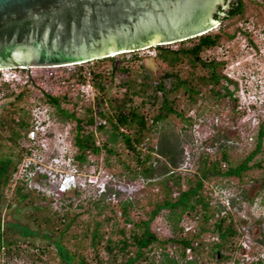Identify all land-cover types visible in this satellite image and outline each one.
Here are the masks:
<instances>
[{
    "label": "trees",
    "instance_id": "trees-1",
    "mask_svg": "<svg viewBox=\"0 0 264 264\" xmlns=\"http://www.w3.org/2000/svg\"><path fill=\"white\" fill-rule=\"evenodd\" d=\"M251 2L257 9L264 8V0ZM244 11L243 0H234L227 10L219 7L213 17L222 21L221 12L226 19L242 16ZM219 29H210L169 44L150 46L155 51V60L165 67L163 77L169 79V86L165 88L160 81L154 88L155 94L142 99L140 105L133 104V97L140 93L129 78L131 68L126 64H116L115 58L110 56L93 59L89 61V66L79 67V72L84 71L85 76L79 74L78 80L84 81L87 76L101 93L94 104L82 100L77 107L78 98L71 102L70 107H65L62 104L69 102L65 93L51 95L44 92L38 97L53 107L60 122L72 123L71 133L76 148L73 158L76 163L87 164L89 155L99 154L103 150L105 164L111 169L124 168L126 171L119 174L126 175L128 181L140 177L147 179V183L159 186L162 198L151 202L150 209L143 207L144 212L137 217L131 212L142 206L128 198L115 204H105L104 198H99L91 201L92 206L81 212L71 209V203H68L63 212L50 213L49 201L36 190L26 189L24 184H15L7 191L8 196L4 195L21 158V151L14 155L11 154L12 149L22 130L24 132L29 125V110L19 107L25 90L16 94L0 115V212L7 211L9 214L22 207L26 210V216L31 220L37 219V222L35 228H31L11 221L6 213L5 217L1 213L0 248L4 247L7 254L11 251L19 253L24 250V243L30 242L29 245L40 248L35 255L31 250V255L45 258L46 264H204L199 259L202 252L215 257L219 263L230 260L239 233L231 218L223 216L214 220V208L209 204L203 180L221 176L241 181L253 168H261L263 160L255 161V158L263 150L264 121L257 126L254 147L235 164L229 161L226 148L222 146L220 155L213 161H208L202 155L193 177H182L172 169L159 178L153 179L151 176L153 160L157 159L151 144L152 135L157 125L167 117H182L178 106L183 101L195 103L201 99L221 104L225 99L232 101L233 110L237 107L238 99L229 87L230 84L236 89V82L222 74L224 60L205 56L207 51L218 48L225 38L234 37V33L225 32L222 27ZM144 78L141 86L148 85V76ZM111 84L122 90L120 95L107 96L106 89ZM158 91L161 92V96H158L160 101H157ZM20 112L22 115L15 117ZM5 133L7 139H4ZM4 140L8 143H4ZM161 153L167 155L165 150H161ZM224 163L227 164L226 168L222 167ZM67 193L78 195L77 190ZM76 207L81 208V204ZM93 210L92 222L79 220L80 215ZM186 215L195 221L191 233H184L183 223L189 218L185 219ZM101 216L103 218L100 219ZM159 217L167 224L168 234L163 237L155 230ZM207 233L215 234V240L205 242L204 235ZM36 238L44 239L45 244L34 243ZM86 239L93 252L90 258L78 250ZM68 243L73 248H69ZM187 248L193 255L191 259L187 258ZM234 264H238V261L235 260ZM249 264H264V261L259 258Z\"/></svg>",
    "mask_w": 264,
    "mask_h": 264
},
{
    "label": "rangeland",
    "instance_id": "rangeland-1",
    "mask_svg": "<svg viewBox=\"0 0 264 264\" xmlns=\"http://www.w3.org/2000/svg\"><path fill=\"white\" fill-rule=\"evenodd\" d=\"M243 3L245 11L242 16L224 18L213 28V31H218L222 27L225 32L234 33V37L232 39L225 38L218 48L207 51L205 55L224 60L222 74L237 83L236 92L234 91L238 99L237 107L233 110L232 101L225 99L221 104H216L213 100L205 102L201 99L195 103L188 100L183 101L178 106L182 117L176 115L167 117L157 125L156 131L152 135L151 144L155 148V154L157 153L155 155L157 159L153 160L151 173L153 179L159 178L169 169L182 177L185 175L193 177L198 170V161L202 159V155H205L208 161H213L220 155L222 146L226 148L229 161L232 164L240 161L254 147V134L257 131V126L264 121V107L262 106V101H264V8L253 7L251 0H243ZM154 55V49L146 47L114 56L116 64H126L131 68L132 75L129 78L132 80L131 83L135 90H139L140 93L133 97L135 105H140L142 99L155 94L154 88L160 81L165 88L169 86V79L163 77L165 67L155 60ZM65 65L68 68H79L89 66L90 62L80 65L61 64L60 66ZM66 67L53 69L60 72ZM5 71L4 68L2 73L0 72V115L4 113L16 94L25 90L19 107L29 110L27 119L31 122V110L45 103L44 100L38 99L45 92L44 85L43 87L39 84H28V87H26L27 84L13 86L11 82L1 79ZM146 75L148 76L146 80L148 85L141 86V82H145ZM242 75L244 76L242 77ZM229 87L232 89V85L229 84ZM121 91V89L112 87V84L106 89L107 96H118ZM62 92L68 96L67 99L71 98L68 99L69 102L62 104L65 107H70L71 102L78 99L77 95H72L75 92L73 90L68 91L63 87ZM100 95L101 93H99ZM156 96H161V92H156ZM157 101H160L159 97ZM252 103L254 104L252 105ZM21 115L20 112L15 117ZM3 136L4 139H7L6 133ZM3 142L8 143L7 140ZM54 142L55 139L49 137V144L53 146ZM28 147L22 130L11 153L15 155L19 150L21 151V158L17 162L16 173L13 174L10 184L11 186L16 183L24 184L26 189L39 192L49 201L50 213L53 211L63 212L68 203H71V209L81 212L92 206L90 205L91 201L99 198H104L105 204L109 202L115 204L118 200L128 198L142 208L150 209V203L163 196L159 186L147 183V179L139 177L135 181H128L126 175L119 174L120 171H126L124 168L111 169L108 167L104 161L105 152L103 150L99 154L89 155V163L80 165L74 162L68 168L66 165L58 167V164L51 162V153H56L55 146L52 147V152L49 151L44 158L36 155L37 150L32 152L33 154L31 151L25 154ZM161 150H165L167 155H162ZM73 152H76L75 148H73ZM260 159L263 160L262 167L253 168L245 174L241 181H237L233 177L221 176H211L203 180V188L209 197V204L214 208V220H219L223 216L231 218L239 233V238L234 244L235 251L230 260H227L226 263H219L215 257H210L207 252H202L199 259L201 258L204 264H234L235 260L238 261V264H248L250 259L264 254V140L263 150L257 155L255 161ZM226 166L225 163L222 165L223 168ZM56 169L78 171L81 179H85V176L92 171L97 173L98 170L104 169L105 173L111 175L112 185L108 186L109 189L104 194L100 193V187L97 185H87L78 189V195L59 193L57 184L52 182L51 177L52 170ZM40 173L44 175L41 176ZM103 176L102 174L101 178ZM113 182L116 184L115 186ZM4 193L8 196L9 192ZM78 204H81V208L76 207ZM142 208L133 209L131 214L134 217L141 215L144 212V208ZM1 213L3 216L6 213V217L11 221L29 225L31 228L36 226L37 219H29L26 216V210L22 207L10 211L9 214L7 211H1ZM94 214L95 210L85 212L79 216V220L92 222ZM188 217L190 218V215H186L185 219ZM101 218L103 217L101 216ZM192 223L188 224V221H185L183 224L184 227H191L194 225ZM155 230L161 237L168 234L167 224L163 218L159 217L156 220ZM43 231L45 232V230ZM186 233H191V229ZM204 238L205 242H211L215 240V234L207 233ZM44 242V239H34V243ZM29 244L30 242L24 243L27 248L26 254L32 257L33 254H36L35 246ZM68 246L73 248L71 243H68ZM79 248L81 249L78 250H81L88 258L92 256L93 252L88 247V239L84 241L83 247ZM192 257L193 255H189L188 258Z\"/></svg>",
    "mask_w": 264,
    "mask_h": 264
},
{
    "label": "water",
    "instance_id": "water-1",
    "mask_svg": "<svg viewBox=\"0 0 264 264\" xmlns=\"http://www.w3.org/2000/svg\"><path fill=\"white\" fill-rule=\"evenodd\" d=\"M232 1L0 0V67L86 62L181 41L210 30L213 14Z\"/></svg>",
    "mask_w": 264,
    "mask_h": 264
},
{
    "label": "built area",
    "instance_id": "built-area-1",
    "mask_svg": "<svg viewBox=\"0 0 264 264\" xmlns=\"http://www.w3.org/2000/svg\"><path fill=\"white\" fill-rule=\"evenodd\" d=\"M81 63L86 62L66 64L80 65ZM60 65L61 64L45 65V67H42L43 65H19L14 67H4L6 71L3 72V76L1 77V79L6 82H11V85L13 86L39 84L41 85V87H43L44 85L45 93L51 95H61L65 93L62 92V88L65 87L68 89V91H75L72 93V95H77V97L79 98L77 107L80 106L82 100L94 104L98 96V90L87 76L84 81L78 80L79 74L85 76L84 71L79 72V68H68L66 67V65ZM58 67L66 68L65 70H62L60 72H57L53 69ZM4 68H0L1 73L2 69ZM66 97L68 96L66 95ZM68 99L70 100L71 98ZM80 109L81 108H79V110ZM40 112L41 110L39 106L31 110L32 120L31 128H29V131L27 133L29 139V147L27 148V150L31 151V153L37 150L38 152H36V155L42 156L41 158H43L41 149L49 147L48 145L50 136L47 135L45 127L39 124ZM52 159L53 161H56L55 157ZM39 251L40 248L35 247V253H38ZM26 253L27 249L24 248V250L20 251L19 253L11 251L9 254H7L4 247H1L0 264H46V259L44 258V256H42L44 259H39L37 256L29 257ZM186 254L187 258L189 257V255H191L190 248L186 249Z\"/></svg>",
    "mask_w": 264,
    "mask_h": 264
},
{
    "label": "clouds",
    "instance_id": "clouds-1",
    "mask_svg": "<svg viewBox=\"0 0 264 264\" xmlns=\"http://www.w3.org/2000/svg\"><path fill=\"white\" fill-rule=\"evenodd\" d=\"M215 25H216V23H215ZM215 25L211 29L215 28L216 27ZM152 46H154V45H152ZM127 52H133V51H126L123 53H127ZM114 56L115 55H110V57H114ZM86 62H89V61H86ZM61 64H66V63H61ZM51 65H53V64H51ZM0 68H2V67H0ZM243 76L244 75H242V77ZM236 86H237V83H236ZM97 90H98V96H99L100 91H99V89H97ZM232 90L235 91L233 86H232ZM262 103H263L262 106L264 107V101H262ZM253 104L254 103H252V105ZM39 108L41 110L40 115H39V124H41L45 127L48 136L53 137L55 139L53 146H52V144H49L48 145L49 147L41 149L43 158L45 157V155L49 151L52 152V147L55 146L56 153H54V152L51 153L52 154L51 162L58 164V167L62 166V165H66L69 168L75 162L74 158H73V154L75 153V152H73V148H75V146L73 143V135L71 133V124L70 123L64 124L63 122H60L59 118L56 117L54 114L53 107H51L47 103H43L42 105H39ZM248 108H250L249 105H248ZM28 122H29V125L27 126L28 128H26L23 132L24 138L27 140V143H29L27 133L29 131V128H31L30 120ZM215 125H216V123H215ZM28 153H30V151L25 150V154H28ZM155 155H157V154H155ZM54 157L56 158V161H53L52 158H54ZM37 168H39V165H37ZM14 173H16V172H14ZM13 174H12V176H13ZM51 174H52L51 175L52 182H55L57 184V191L59 193H67L68 191L78 190V189H81L83 187H86L87 185H97L98 187H100V193L104 194L109 189L108 186L112 185L111 175H109L108 173H105L104 169L103 170L100 169V171L98 170L97 173H96V171H92L90 174L85 176V179L80 178L81 176H80V173L78 171L74 172V171H71L69 169L66 171L65 170H58V169L52 170ZM102 174L104 176L101 178ZM39 175L43 176L44 174L40 173ZM12 176H11V179H12ZM45 176H47V175L45 174ZM83 177H84V175H83ZM11 179H10V181H11ZM10 181H9V183H10ZM14 185L11 186V184H10L9 185L10 187H8V190H6L5 192L10 191L14 187ZM113 185L115 186L116 184H114V182H113ZM187 221H188V224L191 222H193L195 224V221L191 217L188 218ZM192 226L191 227L186 226L187 228L189 227V229L185 230L184 233H186V231L192 229ZM186 227H185V229H186ZM259 258L264 261V254H260L259 256L255 257V259L254 258L250 259L249 263L252 261H255ZM188 259H191V258H188Z\"/></svg>",
    "mask_w": 264,
    "mask_h": 264
},
{
    "label": "bare ground",
    "instance_id": "bare-ground-1",
    "mask_svg": "<svg viewBox=\"0 0 264 264\" xmlns=\"http://www.w3.org/2000/svg\"><path fill=\"white\" fill-rule=\"evenodd\" d=\"M119 53H123V51L113 52V53H111L110 55H116V54H119ZM42 67H45V66H42Z\"/></svg>",
    "mask_w": 264,
    "mask_h": 264
}]
</instances>
